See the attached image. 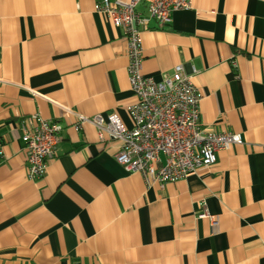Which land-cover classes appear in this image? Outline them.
I'll return each instance as SVG.
<instances>
[{"label": "crops", "instance_id": "0c3cea01", "mask_svg": "<svg viewBox=\"0 0 264 264\" xmlns=\"http://www.w3.org/2000/svg\"><path fill=\"white\" fill-rule=\"evenodd\" d=\"M100 1L0 0V264H264V0H193L143 30L142 74L183 66L202 125L241 138L163 187L126 172L93 125L73 128L74 114L132 126L127 45ZM34 114L63 126L31 182L18 120Z\"/></svg>", "mask_w": 264, "mask_h": 264}, {"label": "built area", "instance_id": "2783aa9c", "mask_svg": "<svg viewBox=\"0 0 264 264\" xmlns=\"http://www.w3.org/2000/svg\"><path fill=\"white\" fill-rule=\"evenodd\" d=\"M193 0H102L95 4L98 13L107 16L121 30L126 42L127 78L134 102L128 108L131 127H125L112 114L88 118L80 114L73 128L84 124L97 129L102 142L116 141L119 149L114 159L126 172L141 176L145 186L163 187L186 179L196 169L216 163L217 152L228 150L241 142L240 135L209 131L201 123L202 94L181 65L171 73L157 78L142 72V32L150 23L163 27L170 24L172 13L191 8ZM144 6L145 14L137 11ZM235 67V64L232 63ZM0 83H6L0 80ZM38 96L36 92L27 90ZM64 113L68 108L60 107ZM25 164L31 182L42 179L56 154L62 131L60 117L43 119L39 115L18 120ZM0 145V161L3 159ZM199 218L207 219L210 227L217 221L205 208Z\"/></svg>", "mask_w": 264, "mask_h": 264}]
</instances>
